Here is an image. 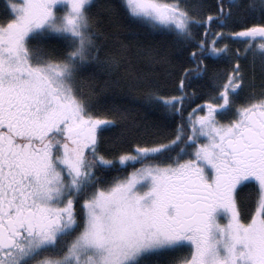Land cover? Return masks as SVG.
I'll return each instance as SVG.
<instances>
[{"label": "snow or ice", "instance_id": "1", "mask_svg": "<svg viewBox=\"0 0 264 264\" xmlns=\"http://www.w3.org/2000/svg\"><path fill=\"white\" fill-rule=\"evenodd\" d=\"M0 264H264V0H6Z\"/></svg>", "mask_w": 264, "mask_h": 264}, {"label": "trees", "instance_id": "2", "mask_svg": "<svg viewBox=\"0 0 264 264\" xmlns=\"http://www.w3.org/2000/svg\"><path fill=\"white\" fill-rule=\"evenodd\" d=\"M205 3H208V4H211V3H214V0H204ZM5 3H6V0H0V12L3 11L4 9V6H5ZM156 39H159V37H156ZM111 99H116V100H121L122 98L121 97H115V98H112V97H109V98H102L101 99V103H105V102H108L110 101ZM140 115L141 116H147V118L149 119H156L157 117H159V113H155L147 108L143 109L141 112H140Z\"/></svg>", "mask_w": 264, "mask_h": 264}]
</instances>
